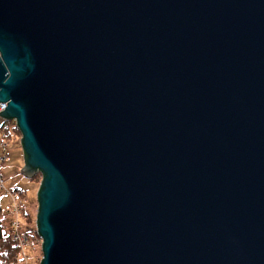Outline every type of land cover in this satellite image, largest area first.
Segmentation results:
<instances>
[{
	"label": "water",
	"instance_id": "1",
	"mask_svg": "<svg viewBox=\"0 0 264 264\" xmlns=\"http://www.w3.org/2000/svg\"><path fill=\"white\" fill-rule=\"evenodd\" d=\"M0 104L40 264H264V0H0Z\"/></svg>",
	"mask_w": 264,
	"mask_h": 264
},
{
	"label": "rangeland",
	"instance_id": "2",
	"mask_svg": "<svg viewBox=\"0 0 264 264\" xmlns=\"http://www.w3.org/2000/svg\"><path fill=\"white\" fill-rule=\"evenodd\" d=\"M2 122L0 118V126ZM20 139L18 135L6 144H0V180L4 183L0 184V219L5 228H9L13 242L20 248L23 264H40L42 251L41 239L36 231V196L42 177L35 173L28 178L20 172L24 167ZM14 195L16 197L12 199Z\"/></svg>",
	"mask_w": 264,
	"mask_h": 264
},
{
	"label": "trees",
	"instance_id": "3",
	"mask_svg": "<svg viewBox=\"0 0 264 264\" xmlns=\"http://www.w3.org/2000/svg\"><path fill=\"white\" fill-rule=\"evenodd\" d=\"M1 140L3 144L17 138L20 135L14 121L3 120L1 126ZM0 208V218H1ZM3 220L0 219V264H23L20 248L12 240L9 228H5Z\"/></svg>",
	"mask_w": 264,
	"mask_h": 264
},
{
	"label": "bare ground",
	"instance_id": "4",
	"mask_svg": "<svg viewBox=\"0 0 264 264\" xmlns=\"http://www.w3.org/2000/svg\"><path fill=\"white\" fill-rule=\"evenodd\" d=\"M2 105H4V104H0V108H1V106ZM5 108H6V105H5V107L3 108V109H0V112H2V111H4L5 110ZM1 157V156H0ZM2 158V157H1ZM39 173V172H38ZM40 174V173H39ZM41 175V174H40ZM41 177H42V175H41ZM12 197V199L13 198H15L16 196L14 195V196H11Z\"/></svg>",
	"mask_w": 264,
	"mask_h": 264
},
{
	"label": "built area",
	"instance_id": "5",
	"mask_svg": "<svg viewBox=\"0 0 264 264\" xmlns=\"http://www.w3.org/2000/svg\"><path fill=\"white\" fill-rule=\"evenodd\" d=\"M5 107V105H2L0 109H3ZM1 145H3V141L1 140L0 142ZM0 162H2V158L0 157ZM0 184H2L1 180H0Z\"/></svg>",
	"mask_w": 264,
	"mask_h": 264
}]
</instances>
